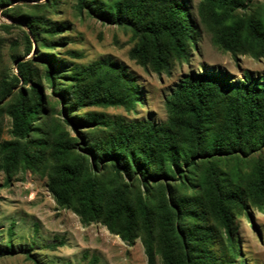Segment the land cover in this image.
Masks as SVG:
<instances>
[{
  "label": "trees",
  "instance_id": "trees-1",
  "mask_svg": "<svg viewBox=\"0 0 264 264\" xmlns=\"http://www.w3.org/2000/svg\"><path fill=\"white\" fill-rule=\"evenodd\" d=\"M15 1L0 0L2 15L13 12ZM50 1L54 0L46 3ZM254 1L201 0L198 7L218 46L235 57L249 54L264 58V6L257 10ZM106 2L116 4L108 7L97 0H77V9L104 24L131 31L137 42L130 58L139 65L161 73L169 72L177 61H188L201 31L184 0ZM24 23L28 54L38 26L31 18ZM2 46L0 36V54ZM13 61L16 74L0 78V115L9 116L13 136L0 142L3 169L9 177L32 161V136L47 121L52 122L61 100L70 93L57 91V77L50 66L42 76L31 60L13 56ZM101 78L109 81L104 94L97 88L81 93L72 109L121 106L131 111L135 102H140L137 85L121 67L109 66ZM42 80L51 86L55 101L51 106ZM165 104L167 122L129 123L119 117L108 123L105 150L92 141L81 147L92 157L93 168L107 161L115 178L128 183L109 187L98 182L91 169L77 163L69 166L77 169H67L71 173L58 175L62 183L53 188L54 195L59 203L69 206L73 194H78L81 209L76 212L84 221L103 219L107 228L125 241L132 242L143 234L148 264H156L153 240L158 231L166 235L163 264H234L239 243L236 216L247 214L251 205L264 209V160L255 161L247 188L237 173L226 179L227 173L218 162L246 160L251 150L264 147V76L246 71L241 80L233 82L224 72L191 73ZM72 109L68 108V113ZM65 120L83 139L81 130L89 123L70 116ZM70 147V143L66 145ZM135 181L146 192L156 187L159 202L154 204L155 193L146 198L131 196Z\"/></svg>",
  "mask_w": 264,
  "mask_h": 264
},
{
  "label": "rangeland",
  "instance_id": "rangeland-1",
  "mask_svg": "<svg viewBox=\"0 0 264 264\" xmlns=\"http://www.w3.org/2000/svg\"><path fill=\"white\" fill-rule=\"evenodd\" d=\"M97 1L108 7L116 4ZM184 1L201 34L189 51L188 61H177L169 72L161 73L146 69L130 58V51L137 42L131 31L104 24L87 11L80 12L77 0H54L47 2L48 6L46 0H17L11 4L13 12L9 16L2 15L0 9V36L3 38L0 78L16 74L13 56H18L21 60H31L42 76L50 66L57 77V91H70L61 100L52 122L47 121L48 125L32 136L29 147L33 159L28 166H20L9 177L0 154V264H148L143 234L128 242L109 230L103 219L84 221L76 212L81 209L78 194H73L71 205H63L57 201L53 188L61 186L58 175L71 173L67 169H77L78 166L69 167L77 163L83 164L87 171L91 169L98 182L104 181L109 187L128 183L124 178H115L107 161H100L98 168H93L92 157L81 147L86 141H92L105 150L108 123L119 117L129 123L152 121L161 125L167 122L166 100L188 74L203 70L224 72L233 82L241 80L246 71L264 76V58L249 54L235 57L223 50L198 13L201 0ZM254 3L257 10L264 6V0ZM29 18L35 20L38 27L37 37L31 38L27 54L25 33L28 28L24 21ZM109 66L121 67L134 80L140 93L136 107L131 111L121 106L72 109L75 97L81 93L97 88L100 95L104 94L109 81L101 77ZM42 81L47 104L51 106L55 103L51 86L46 80ZM68 108L72 109L69 113ZM66 116L89 123L81 130L83 139L67 125ZM11 129L9 116L0 115V142L13 139ZM69 143L71 147L66 148ZM261 157L264 160V147L259 151L251 150L246 160L226 159L219 161L218 166L227 173L226 179L229 174L237 173L242 186L247 188L254 163ZM130 193L141 198L155 193L154 204L160 200L156 187L146 192L139 181L132 183ZM158 210L161 212L159 205ZM235 227L239 243L234 264H264V209L249 206L247 214L236 216ZM164 238V233L156 232L153 240L156 264H163Z\"/></svg>",
  "mask_w": 264,
  "mask_h": 264
}]
</instances>
